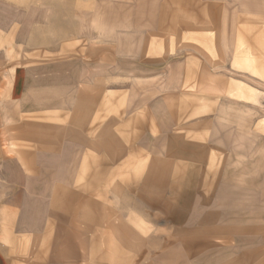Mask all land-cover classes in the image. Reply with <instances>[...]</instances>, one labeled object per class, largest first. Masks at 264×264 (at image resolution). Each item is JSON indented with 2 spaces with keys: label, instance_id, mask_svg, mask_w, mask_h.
I'll return each instance as SVG.
<instances>
[{
  "label": "rangeland",
  "instance_id": "rangeland-1",
  "mask_svg": "<svg viewBox=\"0 0 264 264\" xmlns=\"http://www.w3.org/2000/svg\"><path fill=\"white\" fill-rule=\"evenodd\" d=\"M176 95L177 134L147 131L174 120ZM72 111L99 125L63 134ZM64 152L87 160L69 200L96 263L264 264V0H0L3 202Z\"/></svg>",
  "mask_w": 264,
  "mask_h": 264
},
{
  "label": "crops",
  "instance_id": "crops-1",
  "mask_svg": "<svg viewBox=\"0 0 264 264\" xmlns=\"http://www.w3.org/2000/svg\"><path fill=\"white\" fill-rule=\"evenodd\" d=\"M175 66L177 68V63ZM201 68L206 71L213 70V68ZM180 69H182V67H180ZM202 75L206 79H214L212 73H202ZM186 79L187 77L185 78L181 75L175 77V81L173 82L175 90L177 89V84L186 86ZM228 79L230 80V83L227 81L228 87L230 86L231 81L243 86L246 85L240 80L233 78ZM13 84L15 85V83ZM24 86H26V79ZM25 89L26 88L22 91L18 90L17 84L16 89H13L12 95L14 92L16 93L18 91V93L13 95L12 99L19 95V99L15 101L20 102V100L24 98ZM235 91V89H231L230 93L234 94ZM39 95L40 93L35 94L36 101H39ZM167 98L165 97V99L163 98L162 100L164 107L163 110L168 107ZM109 101L110 108H112L116 101H112L111 99ZM175 102L174 120L168 121L167 125L163 127L158 122L156 124L154 120L153 122L149 121L147 122V127H150V129H147V131L152 130V133L155 134H169L170 132H175L177 134V130L173 131V128H176L177 126V95L175 96ZM145 110L146 109L143 108V112ZM40 112L42 111L40 110ZM43 112L46 114L51 113L50 110H43ZM148 112L149 110L147 112L145 111L146 117H150ZM163 112H160V114H163ZM72 113L75 115L63 117L64 120L68 122H70L71 118H74L71 123L67 124L66 127L62 129L61 132L63 134H86L92 126L97 127L96 125H99L96 121L91 122L92 124L85 123L86 121L84 120V117L79 115L78 111H72ZM153 117H159V113L153 114ZM79 124L82 127L87 126V130L81 129L82 131H74L75 126L80 127ZM144 125L145 123L142 124L143 127ZM29 127L33 128V125L30 124ZM99 130L100 129H95L92 132L95 133ZM190 133L197 134L198 131L191 130ZM227 139L225 138L217 144L213 143L214 145L211 146V149L215 151H227V149H230L229 144L227 145V143H230L229 136ZM73 140L78 141L79 139L73 137ZM147 141H150V136L147 138ZM91 144L94 146L93 149L96 150L97 143L92 142ZM192 144L193 143H191V145ZM74 146L75 145H73V147ZM83 147L85 152L87 148H91L90 145H84ZM148 147L149 142L145 143L141 150L147 151L149 150ZM207 150H210V148H207ZM190 151V155L192 156L193 149H190ZM93 153L94 151H89V154ZM80 155H82V153ZM80 155L75 153L72 158L67 159L66 152H64L62 159L63 162L61 164L62 169H57L51 174L42 173L43 166L39 163L37 167H35L34 173H32L34 175H28L26 173L22 175L23 188L14 189L15 193L11 201L3 202L7 192L4 189L0 190V264H21L23 262L24 264H102V259H99L100 261L97 263L95 262L97 257L95 253L98 251L94 249V246L101 245L99 242L100 239H97L95 236H88L85 233V237L81 236L82 229H85L78 224L80 218L77 216L78 214L74 208H72L73 206L69 200V197L77 195L76 184L82 176L80 171L81 168L87 164V160ZM195 156L196 158L206 159L205 156H207V154H198L195 152ZM219 156L222 158L224 156L228 157L223 152L219 154ZM207 164L204 165V168H207ZM190 165L194 164L191 163ZM207 170L208 169L204 172H207ZM192 180L194 181V179ZM197 180L204 182L209 179L208 177H205ZM212 180L210 179L209 181L211 182ZM33 181L46 182L47 184L44 185L43 183L35 186ZM25 182H28L27 185H25ZM34 202H37L38 204H34ZM36 208L39 209L35 210ZM6 212L13 215V218L11 219L12 221L3 222L2 215ZM35 215H37V217H34ZM208 220L209 218L206 219L205 222H208ZM261 228L259 229L261 230ZM255 246L256 245H254V247ZM197 250L199 251V248ZM169 256L170 255H167V257ZM164 257H166V255ZM127 262L128 261H126V263Z\"/></svg>",
  "mask_w": 264,
  "mask_h": 264
}]
</instances>
